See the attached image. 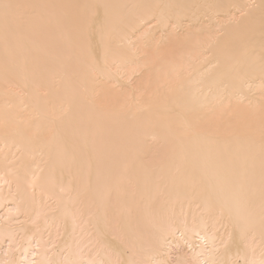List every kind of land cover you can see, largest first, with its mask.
I'll use <instances>...</instances> for the list:
<instances>
[{
	"label": "bare ground",
	"instance_id": "bare-ground-1",
	"mask_svg": "<svg viewBox=\"0 0 264 264\" xmlns=\"http://www.w3.org/2000/svg\"><path fill=\"white\" fill-rule=\"evenodd\" d=\"M0 264H264V0H0Z\"/></svg>",
	"mask_w": 264,
	"mask_h": 264
}]
</instances>
